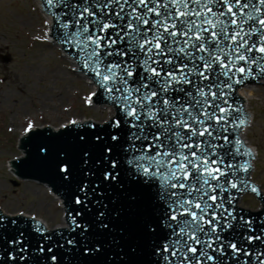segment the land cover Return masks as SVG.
Instances as JSON below:
<instances>
[{"label":"snow or ice","instance_id":"obj_1","mask_svg":"<svg viewBox=\"0 0 264 264\" xmlns=\"http://www.w3.org/2000/svg\"><path fill=\"white\" fill-rule=\"evenodd\" d=\"M44 5L59 43L68 46L66 51L120 116L113 117L110 143L94 163L87 152L77 165L52 144L36 142L30 162L58 172L71 186L69 200L78 206L66 212L67 235L58 232L53 239L39 222L33 225L43 237L33 253L37 264H56V248H64L66 255L75 250L68 264L77 256L97 254H106L111 264L117 253L109 249L114 247L119 250L116 264L140 251L161 257L162 264H240L241 255L243 264H264V252L250 247L254 241L264 245V221L237 213L230 194L238 183L248 185L226 179L240 169L247 172L249 163L213 167L223 165L230 152L217 156L218 147L231 143L224 135L231 117L229 107L222 106L227 105L224 90L254 76L253 66L264 74V0H44ZM244 124L239 119L237 127ZM25 133H37L32 122ZM235 144L233 155L242 154L241 141ZM117 145L120 152L113 150ZM74 174L80 178L73 184ZM121 177L145 190L151 201L152 214L141 223L145 248L130 243L133 237L104 239L120 216L110 196L113 185L123 190ZM140 195L130 191V204H138ZM8 223L18 227L20 222L6 223L0 215V240L11 248L7 258L24 261L28 247H18L24 231L8 239L3 231ZM120 233L124 236L123 229ZM158 233H164L162 242Z\"/></svg>","mask_w":264,"mask_h":264},{"label":"rangeland","instance_id":"obj_2","mask_svg":"<svg viewBox=\"0 0 264 264\" xmlns=\"http://www.w3.org/2000/svg\"><path fill=\"white\" fill-rule=\"evenodd\" d=\"M48 31L38 0H0V208L34 215L52 227L64 223L61 202L42 183L13 182L9 160L21 153L15 140L29 122L58 126L70 119L101 121L112 111L90 103L95 86L48 39ZM249 94L253 118L244 135L256 149L252 177L264 191V82L252 83ZM240 202L250 208L260 203L252 193L243 194Z\"/></svg>","mask_w":264,"mask_h":264},{"label":"water","instance_id":"obj_3","mask_svg":"<svg viewBox=\"0 0 264 264\" xmlns=\"http://www.w3.org/2000/svg\"><path fill=\"white\" fill-rule=\"evenodd\" d=\"M38 2L41 11L49 15L48 9L44 5V0H38ZM50 20L51 23L49 33L52 37V40L59 45L62 52L72 57V55H70L69 52L66 51V48L68 46L59 43L58 36L54 35V21L51 16ZM253 39H255V37H253ZM80 55H82V53H80ZM242 64L243 62H241V65ZM78 71L81 72L84 77H88L95 86L94 92L91 95L93 103L104 106L109 105V107L112 108L113 111L101 121L88 117L79 120L77 119L75 120L77 121V124L72 125L70 124V121H72L73 119H70L69 121L63 122L58 126H53L48 123L44 125H34V132L37 133H25L24 131L19 134L18 139L15 140V143H17V146L21 150V153L9 160L11 168L15 175V178H13V182L17 184L19 183V179H28L48 186L51 191L61 199L64 223L49 227L39 217H35L33 215L25 213H23V216H20V213L22 212L8 213L0 208V215H3L6 218V223L8 221H11L12 219L20 222L18 227H14L10 223H8L7 228L3 230L8 239H14L18 231L22 229L24 231V236L22 237L24 243L19 245L18 247H24L25 245H27L28 247V252L25 253L26 259L24 261L19 260V258H17L15 261H12L9 260L6 255V252L11 250L7 243V240H0V264H37V256L33 253L38 244L43 240V237L33 231V225L36 222H39V224L43 225V227L47 229L45 235H51L53 239L57 238L56 234L58 232H63L67 235L68 231L65 223L66 212L70 208L78 207L69 200V196L71 195L70 184L68 182H65L63 180V177L60 176L58 172L37 167L30 162V156L34 152L36 142L52 144L57 150L66 152L73 159V161L77 163V165L84 152L89 153V155L93 158V163L97 159H102V156L104 154L103 149L106 146V143H110V136L111 134H113V130L111 128L112 119L113 117L119 118V109L115 108L112 105V102L103 95L102 90L95 85L94 80L91 78V74L85 75L79 65ZM253 71L255 73L254 76L244 80L243 83L233 84L232 89L224 90L225 93H227V95L224 97V99L227 100V105L222 106L229 107V111L231 112V117L229 118V122L226 125V127L228 128V132L224 133V135L228 136V139L229 141H231V143L226 144L224 149L218 147L217 156L223 155V153L229 149L230 152L227 156L223 157V165H213V167L219 166L227 170V165L229 163H249L250 167L247 172H244L242 169L238 171L232 170L235 171V176L229 175L228 177H226V179L237 183L239 179H243L248 185L247 187H243L238 183L237 189H231L230 194L232 197H234L233 203L235 205L236 212L244 214L250 218H258V220L264 221V191L261 188L260 184L252 177V171L254 169V159L256 154L253 146H251L247 142V139L243 135V129L247 125L249 119V112L246 109L245 98L243 94H241L240 88L250 83L252 84L256 82H262L261 80L264 78V74H261L259 71H257L256 66H253ZM239 119H244L245 124L243 126L237 127ZM88 124H94L95 128L89 129ZM65 125H67V128L64 127ZM119 131L121 137H124L126 134V129L121 128ZM45 134L51 135V139H47L45 137ZM81 136L84 137L83 141L80 140ZM96 136L101 137V140L99 142L94 141L93 138ZM33 137H35L36 139ZM236 140L241 141V143L243 144V147L240 149V152L242 154L239 155H233L236 152ZM121 143H123V139L121 140ZM216 143L219 145L224 143V141L218 140L216 141ZM113 150L120 152L119 145H117L116 149L114 147ZM249 151L251 155H243V153ZM216 158V156L212 157V159ZM124 167L127 166L125 165ZM79 178V175L74 174L71 177V182L74 184L78 181ZM121 181L122 183H124L123 190L118 188L116 185H113V192L110 196V199L113 201L111 207L115 211L120 212V216L118 219L112 220L110 227H113L114 231L104 236V239H108V237L111 236L112 238L123 242L124 237H133L134 239H131L130 243L139 244L141 248H145L146 245L144 241L146 240V237H144L141 232V223L144 219L149 218L152 214L151 201L145 190L137 188L136 186L129 185L124 181L123 177H121ZM252 187H255L258 191L252 192ZM154 190L156 189L154 188ZM130 191H137L141 193V195L138 197V204H130L128 200ZM245 193H252L259 200V205L255 208L241 205L240 201L243 194ZM224 196L228 197L229 193H224ZM227 206L228 205H226V207ZM33 217L35 218V221L32 220ZM121 229L124 230V236H121ZM96 238L99 239V237ZM163 239L164 233H158L157 242H162ZM77 240H79L78 236ZM250 247L264 252V245H260L259 242L254 241L253 245H251ZM109 251L117 253L115 259L111 262V264H116V262L119 260V250L114 247L109 249ZM124 252H128L127 247L124 248ZM52 254L53 253H44L43 255L50 257ZM54 254L57 256L56 264H68V260L71 259L72 256L76 255L75 250H73L70 255H66L64 248L54 249ZM61 257H63V260L61 259ZM244 259L246 258L241 255L240 264H243ZM252 260L254 261L255 257H253ZM150 261L152 262V264H162L161 257L148 256L146 251H140L137 255H129L126 257L125 261H120V264H149ZM39 264H52V262L50 260H41L39 261ZM73 264H107V255L97 254V256L95 257L77 256L73 258ZM229 264H236V262L229 261Z\"/></svg>","mask_w":264,"mask_h":264},{"label":"bare ground","instance_id":"obj_4","mask_svg":"<svg viewBox=\"0 0 264 264\" xmlns=\"http://www.w3.org/2000/svg\"><path fill=\"white\" fill-rule=\"evenodd\" d=\"M47 15V14H46ZM47 18H48V20H49V28H50V16L49 15H47ZM47 35H48V39L49 40H52L51 39V36H50V34H49V31H48V33H47ZM63 54L65 55V56H67V57H69V58H71L73 61V64L75 65L74 66V69L78 72V73H80L81 75H83L81 72H79L78 71V65H77V63H76V61L72 58V57H70L69 55H67V54H65L64 52H63ZM70 60V59H69ZM87 78V77H86ZM88 79V78H87ZM262 82H264V78L261 80ZM88 82H89V84H91V85H93V83L90 81V80H88ZM251 85V83L250 84H247V85H244L243 87H241L240 88V92H241V94H243V96H244V98H245V104H246V109H247V111L249 112V119H248V122H247V125H249L250 123H249V121H251L252 120V118H253V113L250 111V109H249V107H248V99H249V97H250V94H249V96L248 95H246V92H247V88H249V86ZM92 97L90 96V99H91ZM91 104H92V101L90 102ZM100 105V104H99ZM107 106H109V105H107ZM106 106V107H107ZM111 111H113V109L111 108ZM112 113V112H111ZM244 133V132H243ZM251 145V144H250ZM251 146H253V145H251ZM254 147V146H253ZM255 148V147H254ZM46 186V185H45ZM47 187V189H48V191H50V193L54 196V197H56L60 202H61V199H60V197H58V196H56L52 191H51V189L48 187V186H46ZM61 205H62V202H61Z\"/></svg>","mask_w":264,"mask_h":264}]
</instances>
